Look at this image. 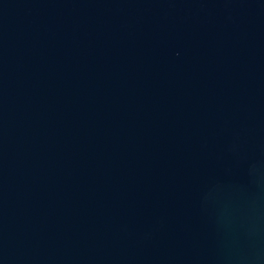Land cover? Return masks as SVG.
<instances>
[{
  "label": "water",
  "instance_id": "1",
  "mask_svg": "<svg viewBox=\"0 0 264 264\" xmlns=\"http://www.w3.org/2000/svg\"><path fill=\"white\" fill-rule=\"evenodd\" d=\"M0 264H264V0H0Z\"/></svg>",
  "mask_w": 264,
  "mask_h": 264
}]
</instances>
